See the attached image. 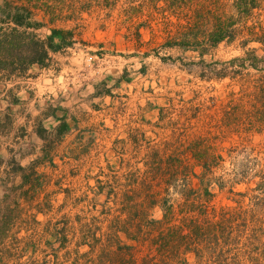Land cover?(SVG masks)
I'll use <instances>...</instances> for the list:
<instances>
[{
	"label": "trees",
	"instance_id": "obj_1",
	"mask_svg": "<svg viewBox=\"0 0 264 264\" xmlns=\"http://www.w3.org/2000/svg\"><path fill=\"white\" fill-rule=\"evenodd\" d=\"M55 7H105L109 13L114 7H123L129 21L144 13L147 18L157 14L163 37L154 49L156 57L159 51L196 54L199 63L182 65L198 67L197 80L228 79L229 85H238L239 90L229 92L217 120L210 117L206 121L202 103L183 107L178 115L185 117L186 128L179 131L177 122L173 123L175 139L147 145L145 150L138 141L133 142L135 162L143 166L142 171L121 159L120 165H126L121 174L108 167L107 173L99 172L93 186L87 185L80 193L67 188L58 209L51 205L49 195L34 209L40 189L50 181L49 175L38 173L37 168L42 161L54 167L52 151L44 149L38 161L17 167L11 174L23 172L21 182L0 201L1 264H20V260L24 264H190L189 256H194V264H239L237 252L241 251L249 256L248 263L264 264L260 246L264 245V161L253 164L255 169L250 161L233 166L228 175L232 178L227 180L214 175L224 162L222 150L215 144L219 135L264 134V57H258L257 49L251 47L264 46V0H2L0 72L21 77L33 65L44 67L51 53L73 44V30L52 28L45 39L38 34L55 22H78L86 12ZM35 11L42 12L47 21H34ZM124 28L127 41L142 43L141 29L148 25ZM221 44H236L241 54L222 62L202 60ZM159 59L182 62L180 57ZM165 116L160 109L159 121ZM64 131L60 124L55 133ZM185 132L187 137L182 134ZM73 153L69 152L68 158L77 160L79 154ZM248 177L258 179L254 188L234 193L231 188ZM212 186L218 193L230 187L227 192L239 197L230 199L236 206L215 207ZM67 206L79 210L70 216L61 214ZM155 208H159L160 218H153ZM45 212H56L59 217L46 222L40 238L33 236L37 232L17 238L15 223L21 216L34 219ZM247 222L254 224L249 234Z\"/></svg>",
	"mask_w": 264,
	"mask_h": 264
},
{
	"label": "rangeland",
	"instance_id": "obj_2",
	"mask_svg": "<svg viewBox=\"0 0 264 264\" xmlns=\"http://www.w3.org/2000/svg\"><path fill=\"white\" fill-rule=\"evenodd\" d=\"M55 8L63 11L86 10L78 22L45 24L38 31L45 39L52 28L73 30V44L60 52L51 53L44 67L31 66L21 77L8 76V71L0 72V201L10 195V188L21 182L19 176L23 172H16V176L11 174L17 167H27L38 161L44 149L49 148L54 157V167L42 161L37 168L38 173L49 175L50 185L40 189L34 209L42 206L46 195H49L53 208L58 209L67 188L80 193L87 185H94L101 170L107 173L108 167L121 174L126 167L120 165L121 159L142 171L143 166L135 162L133 142L138 141L145 150L147 145L154 147L161 141L175 139L173 123L177 122L179 131H182L181 127L186 128L185 117L178 114L180 109L192 104L202 103L206 121L210 117L217 120L228 103L229 92L239 90L238 85H229L228 79L208 83L197 80L199 68L182 65L199 63L201 59L196 54L158 52L159 58L180 57L182 62H162L156 57L154 49L163 37L161 16L157 14L147 18L144 13V16L129 21L123 7H114L111 13L105 7ZM33 18L40 23L47 21L42 12H37ZM138 23L148 25V29H141L142 43L127 41L124 26ZM150 40L151 44L147 43ZM236 46L221 44L202 60L206 63L229 60L241 54ZM251 47L257 49L258 57H264V46ZM196 94L199 97L195 98ZM160 109H164L166 114L163 121H159ZM63 122L68 123V131L59 135L54 127ZM38 134L42 136L38 137ZM182 134L187 137L186 132ZM218 138L215 144L222 150L224 162L216 170L215 177L222 176L227 180L232 178L228 175L233 166L250 161V167H253L256 162L264 161V134L233 133L224 137L219 135ZM48 140L55 142L49 144ZM144 150L140 151L137 160ZM69 152L79 154L78 159L68 158ZM256 181L258 179L248 177L245 183L234 185L231 189L234 193L245 192L254 188ZM193 185L198 187L196 181ZM229 189L227 187L223 193H218L215 187H211L216 194L213 201L215 207L236 206L230 199L239 200V197L228 193ZM69 209L67 206L61 214L70 216L79 210ZM34 212L30 211L31 216H35ZM31 216H21V220L15 223L17 238L36 232L37 235L33 236L40 238L46 222L51 218L57 219L59 214L40 213L34 219ZM152 216L160 218L159 208L152 211ZM247 224L246 233L249 234L254 224ZM260 246L264 248V245ZM237 253L239 264H250L246 261L247 254L242 251ZM188 261L194 264V256H189ZM19 263L24 264V260Z\"/></svg>",
	"mask_w": 264,
	"mask_h": 264
},
{
	"label": "crops",
	"instance_id": "obj_3",
	"mask_svg": "<svg viewBox=\"0 0 264 264\" xmlns=\"http://www.w3.org/2000/svg\"><path fill=\"white\" fill-rule=\"evenodd\" d=\"M33 66H34V65H33ZM62 124L65 126V131L63 132V134H65V132L67 133V131H68V125H67L68 123H67V122H66V123L63 122ZM59 126H60V125H59ZM59 126H58V127H59ZM58 127H54V129H55V128H58ZM41 128H42L43 130L45 129V128H43V127H41ZM45 130H46V129H45ZM21 167L24 168V166H21Z\"/></svg>",
	"mask_w": 264,
	"mask_h": 264
}]
</instances>
